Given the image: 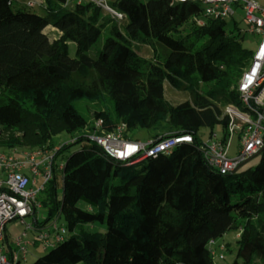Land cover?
Returning <instances> with one entry per match:
<instances>
[{
  "label": "trees",
  "instance_id": "obj_1",
  "mask_svg": "<svg viewBox=\"0 0 264 264\" xmlns=\"http://www.w3.org/2000/svg\"><path fill=\"white\" fill-rule=\"evenodd\" d=\"M45 1L44 13L37 14L33 6L13 10L12 0H0V149L54 150L53 136L88 125L74 101L94 107L85 133L55 150L52 178L40 192L48 212L44 221L58 212L68 234L29 264H215L211 241L239 227L230 264H264V142L253 155L257 163L221 174L206 164L197 135L201 127L212 132L220 125L225 137V106L245 109L236 86L253 52L240 41L241 11L219 20L203 16L198 3L115 0L126 14L118 22L92 3ZM189 20L191 32L170 35ZM48 26L59 33L52 40ZM104 28L109 35L90 58L87 51ZM68 40L75 43L74 57ZM140 45L164 50L158 71L139 56ZM164 82L185 84L192 97L171 103ZM205 82L212 86L199 93ZM99 118V134L123 123L126 139L137 140L128 131L146 128L150 139L190 132L193 141L128 165L91 138ZM122 166H132V174L110 183ZM85 195L94 200L90 209L77 205Z\"/></svg>",
  "mask_w": 264,
  "mask_h": 264
},
{
  "label": "built area",
  "instance_id": "obj_2",
  "mask_svg": "<svg viewBox=\"0 0 264 264\" xmlns=\"http://www.w3.org/2000/svg\"><path fill=\"white\" fill-rule=\"evenodd\" d=\"M115 0H64V6L70 2L76 4L92 3L106 12L118 22L126 18V14L113 5ZM172 2L198 3L203 16L211 19L227 20L238 10L243 14L246 32L259 35L257 46L252 50V59L242 73L238 83L240 101L245 109L235 104L224 108L227 117L225 137L214 135L206 142L201 141V153L206 164L221 174H226L247 157L256 154L264 142V6L255 0H171ZM35 0L27 5L34 6ZM202 24L201 18H196ZM102 119L94 122L91 138L104 152L113 158L133 164L146 157L158 153H169L176 145L193 141V135L180 133L146 141L130 140L123 137L124 124L118 125L113 131L99 134ZM237 133L239 137L238 153L235 157L228 156L231 139ZM70 142L72 140H69ZM67 141V142H69ZM54 150L37 148L32 150L0 151V264H16L25 256V243L21 236L13 240L15 250L8 256L4 251V232L6 224L11 220L25 223V218L34 215L41 204L37 201L38 194L53 175ZM59 169L62 164H59ZM54 231L53 241L50 233L40 231L38 242L43 249L52 247L62 239L55 221L50 225ZM26 229L32 225L26 224ZM213 243V241H211ZM214 254V251H213ZM221 256V255H220Z\"/></svg>",
  "mask_w": 264,
  "mask_h": 264
},
{
  "label": "rangeland",
  "instance_id": "obj_3",
  "mask_svg": "<svg viewBox=\"0 0 264 264\" xmlns=\"http://www.w3.org/2000/svg\"><path fill=\"white\" fill-rule=\"evenodd\" d=\"M140 1H147V0H140ZM258 2L260 5L264 6V0H255ZM29 2V0H12V9L15 10L17 8L23 7ZM35 4L32 7V11H34L37 14H43V5H45L46 1L45 0H35ZM103 11V10H102ZM104 12V11H103ZM107 14L106 12H104ZM108 15V14H107ZM236 21L238 22V25L240 26L241 31L243 32V36L240 37V41L242 45L250 50H254L257 46V42L259 40V35L253 34L246 32V23L243 20V14L242 12H239L236 16ZM193 24L191 23V20L188 22L184 23L181 27H179L177 30L171 31L170 35L174 38H179L183 37L185 34L191 32ZM232 28V25H229ZM47 36L49 40H52L58 36V31L50 26L46 27L45 29ZM109 35L108 28H104L101 31V34L98 38V40L90 47V49L87 51V55L90 58H95L96 53L102 48L103 43L106 39V37ZM67 51L68 54L71 57L75 56V43L73 40H68L67 41ZM139 56L146 59V62L149 65V70L151 72L158 71L159 68L161 67V61L162 57L164 54V50L160 47L156 48L154 50L151 46L149 45H140ZM212 86L211 82H205L201 83L200 85L197 86V90L199 93H205L209 87ZM164 95L166 99H168L171 103L176 104L179 102H182L184 100H189L192 97V94L189 93V91L186 88V85L183 84L182 86H171L168 82H164ZM93 102H88L84 99L76 100L74 101V106L79 112H81L85 117L88 119V125L83 128L79 133H67V132H62L59 133L55 136L52 137V142L55 144V146H61L62 144L66 143L69 141L72 136H75L77 134H83L87 130V127L92 121V117L88 113L89 108H93L94 104ZM128 137L134 138L137 140L141 141H146L151 138L150 131L147 130L146 128H138L134 129L131 131H128L127 133ZM197 135L201 139V141L206 142L208 139L212 138L214 135H216L217 138H220L223 136V130L221 129L220 125H215L211 129L209 127H201L198 129ZM238 143H239V137L237 133H235L231 139V145L229 148L228 156L230 158L235 157V155L238 153ZM76 147L72 146L70 147V151L74 150ZM0 151H5L9 152L10 150H2ZM69 152V151H68ZM258 158L256 156L252 157L246 164L247 165H253L257 163ZM59 163L60 159L57 158L54 160V166L56 168L55 170V184H56V199L60 200L62 197V174L59 169ZM61 164V163H60ZM133 172V167L132 166H122L117 169V173L115 175H112L110 178V183L112 184H119L125 178L132 174ZM37 201L41 204V207L37 209L35 215H30L25 218V223H21L17 220H11L7 223L6 227V237L8 243L14 246L13 240L17 236H21L24 245H25V256L24 258L20 261V264H29L33 262L37 257L44 255L47 253V249H43L41 246V243L38 242V236L36 234V231L33 229H26V224L27 225H32V227H35L34 224V219L39 220V225L43 227V230H48L51 223L53 221L56 222L58 228H59V233L62 234L63 236H66L68 234L67 229L65 227V220L63 215H58V212H55L48 221H44L45 218L47 217V207L43 205V203L40 201V193L37 196ZM93 198L90 197L89 195H85L81 199L78 200L77 205L83 209H90L91 208V203H93ZM40 216L36 218V216ZM35 216V218H33ZM239 228H232L228 230L225 234H223L220 237H217L213 243L211 244V248L214 251L213 255V262L215 264H230L234 258H235V253L237 250V236L240 231ZM62 232V233H61ZM34 240L36 241V244H30ZM5 248H7L6 243H4ZM15 250V249H14ZM14 253L12 250L10 251V257ZM220 255L222 257L220 258Z\"/></svg>",
  "mask_w": 264,
  "mask_h": 264
},
{
  "label": "crops",
  "instance_id": "obj_4",
  "mask_svg": "<svg viewBox=\"0 0 264 264\" xmlns=\"http://www.w3.org/2000/svg\"><path fill=\"white\" fill-rule=\"evenodd\" d=\"M40 216V214L38 215V216H36V218H38ZM35 220H37V219H35ZM38 221V224H35V227H32V229L34 228V230L36 231V234L38 235V233L40 232V231H46V230H43V227L41 226V225H39V220H37ZM6 227H7V224H6ZM6 227H5V232H4V236H6ZM47 232H49L50 233V240L51 241H53V235H54V231L52 230V228L51 227H49V229L47 230ZM62 233V232H61ZM5 240L7 241V237H5ZM5 240H3V241H5ZM5 241V242H6ZM36 241L37 240H34L33 242H31L30 244H36ZM5 248V247H4ZM15 249V247H13V246H11V250L13 251ZM4 251H5V249H4ZM21 263V262H20Z\"/></svg>",
  "mask_w": 264,
  "mask_h": 264
},
{
  "label": "water",
  "instance_id": "obj_5",
  "mask_svg": "<svg viewBox=\"0 0 264 264\" xmlns=\"http://www.w3.org/2000/svg\"><path fill=\"white\" fill-rule=\"evenodd\" d=\"M258 153H259V151H258L255 155H257ZM252 157H253V156L245 158L243 161H241V162L235 167V169H234L232 172L236 171L239 167H241L242 165H244L245 163H247Z\"/></svg>",
  "mask_w": 264,
  "mask_h": 264
}]
</instances>
